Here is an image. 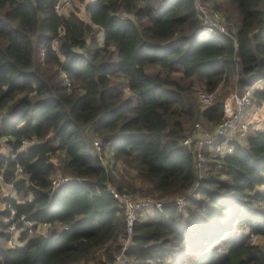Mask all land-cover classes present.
Masks as SVG:
<instances>
[{"label":"trees","instance_id":"16d2710c","mask_svg":"<svg viewBox=\"0 0 264 264\" xmlns=\"http://www.w3.org/2000/svg\"><path fill=\"white\" fill-rule=\"evenodd\" d=\"M55 1L0 0V139L10 138V154L0 141V264L112 260L129 234L108 183L165 200L134 224L125 251L137 264H264L252 241L264 237V127L233 140L230 153H206L217 168L199 177L184 120L218 122L225 105L197 109L180 82L215 92L234 78L264 80V0H78L90 21L77 5L57 12ZM199 1L234 22L227 33L203 28ZM254 93L256 107L264 83ZM89 124L124 172L102 162ZM57 153L71 179L54 186ZM12 210L19 227L21 216L35 222L14 246Z\"/></svg>","mask_w":264,"mask_h":264},{"label":"built area","instance_id":"2783aa9c","mask_svg":"<svg viewBox=\"0 0 264 264\" xmlns=\"http://www.w3.org/2000/svg\"><path fill=\"white\" fill-rule=\"evenodd\" d=\"M74 2L75 0H56L54 7L57 12L64 13L71 8ZM197 8L204 29H217L221 32H228L225 17L221 14L220 10L212 8L209 4L203 3L202 1L198 2ZM63 76L65 78V83L70 86L71 80L69 79L67 73L63 72ZM254 89L255 85H250L246 86L241 91H236L233 93L232 110L220 121L214 131H202L201 125L197 123L195 125L196 127L194 132L192 134L185 135V137L182 139V143L184 145L193 148L195 167L199 177H203L206 172L211 170V164L205 155L206 153H210L212 155H223L230 153L233 150V140H243L249 135L252 129L264 127V115L262 113L264 103L254 107V100L256 99ZM198 101L203 108L213 105L216 101L215 92H209L207 90L199 91ZM1 139H3L5 143L10 140V138L6 136ZM104 143L105 142L103 138L99 137L95 140L94 146L100 155V159L105 164L106 157L104 158L103 156ZM27 144L28 141L23 140L20 149H23L24 146L26 147ZM14 157V154H12L11 158L13 159ZM18 169L19 173L24 174L23 167L18 165ZM67 180H69V177L55 178L53 185L56 186ZM197 187L198 184H195V187H193L188 192V195H193V193L197 190ZM108 188L124 208L126 228L127 233L129 234V239L125 242L123 249L116 253L112 260H107L104 264H137L127 255L125 251L130 242L134 224L140 215H146L153 213L157 209H161L165 204V200L156 198L154 196L137 197L131 193H121L109 183ZM185 196H178L174 203L179 207H182L185 204ZM12 214V222L8 227L10 234L8 242L10 245L14 246L19 243L18 235H20L21 231L27 230L29 233H33L35 222L26 220L24 216H21L24 226L19 227L16 220L14 219L15 210H12ZM44 225L46 226L47 224L45 223ZM257 237L259 236H252V241L254 243L256 242L255 240Z\"/></svg>","mask_w":264,"mask_h":264},{"label":"rangeland","instance_id":"374dc122","mask_svg":"<svg viewBox=\"0 0 264 264\" xmlns=\"http://www.w3.org/2000/svg\"><path fill=\"white\" fill-rule=\"evenodd\" d=\"M76 5L77 6H81L82 4H80L78 2V0H75V2L72 4L71 8L73 6L75 7ZM223 6L224 7H227L228 5L226 3H224ZM262 6L264 7V2H263V5ZM212 8H214V7H212ZM220 12L225 17L226 24L231 25V24L234 23L232 21L227 20L226 15L222 11H220ZM82 13H84V10L82 11ZM231 15H232V17H235L236 16L234 14V12H231ZM155 68L156 67H151L150 69H155ZM173 76L176 77V78H178V79H180V74L179 73H175V74H173ZM117 81H120V80L117 79ZM190 81H191L190 78H185V80L180 79V82L183 83L184 86L188 87L189 94H186V98H188V97L191 98L192 101H193V103L196 105L197 109L198 108L199 109H203V107L201 106V104L198 101V93H199V91L205 90V89L203 87H200L201 85L200 84L198 85V83H195L197 85L192 86V83ZM236 81H237V79L234 78V79H232V81L224 82V83H222L220 85V87L217 89V91H215L216 101L219 100V99L220 100H223L224 101V105H225V110H226L225 113L226 114H224V116L221 118V120L226 115H228L230 113V111L232 110V95H233V93L236 92V91H241V90H243L246 87V86H240L239 84L236 83ZM128 90L129 89H126V91H128ZM263 103L264 102H262L260 104H263ZM262 113L264 115V107H263ZM221 120H219L218 122L208 121V120H205L204 118H202L201 116H199L196 119H194L193 121H189V122H186L184 120V123H185L186 128H187L185 134L186 135L192 134L194 132L195 127H196L195 125L197 123H199L201 125V130L202 131L212 132V131L215 130L216 126L220 123ZM85 135L88 138V142L90 143V145H92L93 149L95 151H97L95 149L94 142L100 136H98L96 133L93 132L92 125L91 124H89L87 126V128L85 129ZM0 141H1V151L7 152L9 148H8V146L5 145V141L3 139H0ZM103 156H104V158L107 157V156L109 157L110 154L108 152H106V151H103ZM63 160H64V154H62V153H57V154H55L53 156V161L55 162V164H56V166L58 168V171H57V173L55 175V178L62 177L61 176V173L63 172L62 171ZM105 164L107 166L109 165V167H112L114 165V161L111 160V162H108L106 160ZM210 168L215 170L217 168V166L212 163V165L210 166ZM113 171L116 174L118 172H120V173L124 172L123 171V167L120 166L119 164L114 165ZM138 185H141V184H138ZM134 195L137 196V197L153 196L151 194H147V195L134 194ZM255 241H256V243H259L260 246L264 249V237H261V236L260 237H257V239ZM90 261L93 262L92 260H90Z\"/></svg>","mask_w":264,"mask_h":264},{"label":"crops","instance_id":"0c3cea01","mask_svg":"<svg viewBox=\"0 0 264 264\" xmlns=\"http://www.w3.org/2000/svg\"><path fill=\"white\" fill-rule=\"evenodd\" d=\"M88 1V0H87ZM80 7V9H81V11L79 12V15L83 18V19H85L86 21H90V15H89V13L86 11V9H85V6L82 4L81 6H79ZM84 10V13H82V11ZM101 40V42H102V38L100 39ZM263 83H264V81H258L257 83H255L254 85H255V88L256 87H261L262 85H263ZM5 145L6 146H8V144H6L5 143ZM8 148H9V146H8ZM9 151H10V149H8V151L7 152H4V153H6V154H8L9 153ZM10 154V153H9ZM63 173V172H62ZM62 173H61V175H62ZM68 175H69V173H67ZM56 175V174H55ZM70 177V176H69ZM71 178H69V180H70ZM137 181H138V179H136ZM137 184H140L139 182H137ZM10 187V188H9ZM13 192L14 193V190L11 188V186H10V184L9 185H7V184H5L4 185V193H8V192ZM19 236V235H18ZM17 236V237H18ZM168 263L169 264H175V262H174V260H172V258H169L168 259ZM84 262H85V260L84 259H81V260H78V261H74L73 263H71V264H84ZM91 263H93V262H91Z\"/></svg>","mask_w":264,"mask_h":264}]
</instances>
